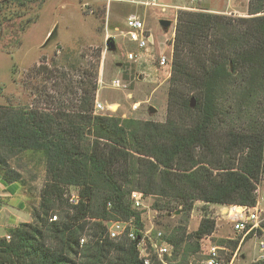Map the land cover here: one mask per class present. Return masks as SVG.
<instances>
[{"label":"trees","instance_id":"1","mask_svg":"<svg viewBox=\"0 0 264 264\" xmlns=\"http://www.w3.org/2000/svg\"><path fill=\"white\" fill-rule=\"evenodd\" d=\"M29 2L6 0L3 17L22 18L19 9ZM249 13L254 17L236 21L207 12L175 16L164 122L95 115L98 84L82 78L76 114L0 106L1 181L19 182L11 160L26 152L46 161L32 222L0 238V264H145L138 239L108 234L109 222L133 220L143 237L147 210L134 207L133 192L153 198L155 211L180 209L187 218L197 202L256 206L264 177V15H256L264 14V0L250 4ZM71 188L79 193L76 205L69 203ZM215 231L216 220L205 213L193 234L186 226L164 234L174 247L166 259L201 264L203 239ZM232 245L236 250L239 242ZM152 261L158 263L156 255Z\"/></svg>","mask_w":264,"mask_h":264},{"label":"rangeland","instance_id":"2","mask_svg":"<svg viewBox=\"0 0 264 264\" xmlns=\"http://www.w3.org/2000/svg\"><path fill=\"white\" fill-rule=\"evenodd\" d=\"M5 1L0 0V6H5ZM29 1L28 7L19 9L23 16L20 19L7 21L3 14L8 11L0 9V106L29 107L49 114L61 112L67 116L73 115L78 110L80 88L84 84L81 80L84 79L97 82L96 100L111 106L103 114L165 121L171 70L159 69L154 61L149 64L145 61L141 64L128 61L127 54L136 53L137 46L128 36L122 37L115 29L124 30L127 17L138 15L145 21L149 33L158 39V45L151 49L152 53L158 54L162 49L169 52L176 28L175 16L186 9L170 8L163 12L156 7L101 0ZM160 2L169 6H186L193 9L191 12L213 13L236 21L254 17L249 13V8L257 0H197L194 4H183L178 0ZM261 15L264 14L256 16ZM162 19L173 22L167 31L160 26ZM52 34L55 35L49 42ZM108 35L117 45L114 53L107 50ZM115 79L125 87L114 88ZM150 107H155L157 112L151 114ZM224 129L227 130L226 127ZM23 165L16 164L20 169H23ZM22 172L28 178L35 176L36 191L40 194L39 188L46 181L44 162L37 166L34 173ZM71 189L78 192L75 188ZM257 189L260 193V196L256 194L257 197H264V177ZM153 202V198H148L145 203L146 231L151 232L152 237L157 236L158 232L170 235L179 226H186L187 234H193L205 213L216 220V231L210 237L211 241L203 239L204 251L212 243L233 236L231 217L223 216L227 212L222 214V206L197 202L187 218L182 213L177 214L180 209L172 213L155 211L151 207ZM5 204L6 200H0V206ZM261 206L264 209V202ZM260 237L264 240V234ZM258 242L259 239L253 236L244 240L235 264H257L255 260L260 256Z\"/></svg>","mask_w":264,"mask_h":264},{"label":"built area","instance_id":"3","mask_svg":"<svg viewBox=\"0 0 264 264\" xmlns=\"http://www.w3.org/2000/svg\"><path fill=\"white\" fill-rule=\"evenodd\" d=\"M108 3L112 2H127L132 4H139L147 7L161 8V11L167 12L168 9H186V11H191L193 9L178 6H169L162 4L160 0H101ZM183 4H194L197 0H178ZM126 28L124 30L116 28V32L122 37L128 36L136 46L137 52H129L127 54V60L134 63H142L143 61L149 64L154 61L156 66L161 70L172 71L173 66V43L171 45L170 51L167 52L164 49L160 50L158 54L152 53L151 49L158 45V39L151 33H149L146 28L145 21L138 15L131 14L126 19ZM110 38L111 35H108ZM175 31L172 34V41H174ZM157 55V56H156ZM144 59V60H143ZM144 65V64H142ZM141 65V66H142ZM146 65V64H145ZM147 66V65H146ZM113 87L120 89L125 87L122 85L121 81L115 79L113 81ZM111 109V106H105L99 99L95 101L94 113L95 115H101L106 110ZM105 115V114H104ZM256 194L259 195V189L256 190ZM260 196V195H259ZM69 203L71 205H76L79 202V193L75 190L70 191L68 194ZM132 203L137 209H147L146 199L139 192H133L131 195ZM262 202H264V197H258L257 204L254 208L242 207V206H228L222 208V214L226 218H230V222L233 226V236L227 238L229 243L227 244H215L212 243L210 246L203 249L202 255L206 258L201 262V264H235L238 259V254L240 247L242 246L244 240L253 236L259 239L258 242V252L259 257L256 258L255 262L264 264V240L258 231L263 230L262 225L264 224V209L262 208ZM58 217L53 216L52 221H57ZM133 220L130 221H112L107 224L108 234L111 239L116 240L121 237H128L131 240L138 239V250L140 252V257L144 260L145 264H153L152 257L156 255L158 264H170L167 257H172L174 252L173 245L167 243L162 232H158L157 236L152 237L151 232H143V237L138 238L136 233V228ZM211 236L206 237L208 241H211ZM8 239L10 237L8 236ZM239 242L236 250H234L232 243ZM85 243V239L82 240V244Z\"/></svg>","mask_w":264,"mask_h":264},{"label":"crops","instance_id":"4","mask_svg":"<svg viewBox=\"0 0 264 264\" xmlns=\"http://www.w3.org/2000/svg\"><path fill=\"white\" fill-rule=\"evenodd\" d=\"M43 162L46 164L42 155L35 152H26L11 160L12 168L22 174V178L18 183L8 187L1 181L0 177V200H6V204L0 206V238L7 235L8 228L17 227L24 222H32L31 211L39 205L40 194L36 191L35 176L28 178L22 170L34 173L37 166ZM22 163L24 164L23 169L16 166V164ZM42 186L39 188L40 190H42ZM14 187L16 191L12 189ZM14 200H17V203H14ZM13 203L15 205L12 206Z\"/></svg>","mask_w":264,"mask_h":264},{"label":"water","instance_id":"5","mask_svg":"<svg viewBox=\"0 0 264 264\" xmlns=\"http://www.w3.org/2000/svg\"><path fill=\"white\" fill-rule=\"evenodd\" d=\"M172 21L167 19L160 20V26L163 28L164 31H167L172 26ZM106 46L108 52L114 53L117 51V45L115 43V40L113 38H108L106 40ZM191 107H196V99L194 97L191 98ZM151 114H155L157 112V109L155 107H150ZM181 212L178 211L177 214H180ZM171 215V214H170Z\"/></svg>","mask_w":264,"mask_h":264}]
</instances>
